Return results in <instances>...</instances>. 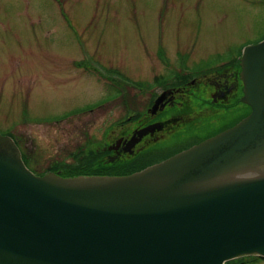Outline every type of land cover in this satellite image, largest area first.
<instances>
[{
  "label": "water",
  "instance_id": "water-1",
  "mask_svg": "<svg viewBox=\"0 0 264 264\" xmlns=\"http://www.w3.org/2000/svg\"><path fill=\"white\" fill-rule=\"evenodd\" d=\"M234 126L125 175H38L0 134V264L264 258V38L242 50Z\"/></svg>",
  "mask_w": 264,
  "mask_h": 264
},
{
  "label": "rangeland",
  "instance_id": "rangeland-1",
  "mask_svg": "<svg viewBox=\"0 0 264 264\" xmlns=\"http://www.w3.org/2000/svg\"><path fill=\"white\" fill-rule=\"evenodd\" d=\"M263 36L264 0H0V134L30 136L28 150L37 142L34 160L46 156L47 165L81 130L102 131L144 106L141 81L181 61L206 72ZM125 79L139 81L129 90L135 100L120 95ZM106 100L72 125L54 123ZM71 126L82 128L66 136ZM256 261L249 264H264Z\"/></svg>",
  "mask_w": 264,
  "mask_h": 264
},
{
  "label": "flooded vegetation",
  "instance_id": "flooded-vegetation-1",
  "mask_svg": "<svg viewBox=\"0 0 264 264\" xmlns=\"http://www.w3.org/2000/svg\"><path fill=\"white\" fill-rule=\"evenodd\" d=\"M22 1L26 4L32 2ZM29 12L22 11L24 14ZM241 56L242 50H239L225 63L206 72L197 71L187 61L177 62L180 64L177 68L171 64L173 67L169 70L172 73L156 74L150 83L141 81V92H138L148 95L144 106L139 108L132 105L122 119H110L104 123L102 131L101 127L96 133L81 130L80 140L77 138L70 147L66 146L69 143L64 144V156L49 159L47 165H44L46 156L41 157V163L34 160L33 149L37 142L32 151L28 150L30 136H24L20 132V135L12 137L21 150L25 164L38 175L56 172L62 176H71L79 171L115 175L117 170H142L234 126L251 112V107L243 101ZM74 65L84 67L85 60H76ZM130 86H125V92L119 89L125 101L135 100L138 96L134 92L131 97L129 90L134 89L132 84ZM110 101L72 109L54 123L72 125L74 121L71 118L95 114L102 110L96 109L97 107ZM80 124L89 127L88 123ZM81 128L66 127L65 135L73 136V132ZM70 139L69 137L68 140ZM242 257H246L249 262L264 261L259 256Z\"/></svg>",
  "mask_w": 264,
  "mask_h": 264
},
{
  "label": "trees",
  "instance_id": "trees-1",
  "mask_svg": "<svg viewBox=\"0 0 264 264\" xmlns=\"http://www.w3.org/2000/svg\"><path fill=\"white\" fill-rule=\"evenodd\" d=\"M264 37V36H263ZM241 50L242 49H240V52H241ZM121 80H123V79H121ZM123 83H125L122 87H124V89H125V86H126V84H128V85H130V84H134V85H137V83L138 82H132V81H128V80H124V82ZM138 85H140L141 86V83H138ZM8 135H10V134H8ZM12 136V135H11ZM110 173H113V172H110ZM130 173H133V172H124L123 170H117V171H115V175H125V174H130ZM78 175H99V174H93V173H91V172H81V171H79V172H77L76 174H74V175H71V176H78ZM100 175H102V174H100ZM255 258H257V256L256 255H253ZM250 262L246 259V257H241V258H237V259H233V260H230V261H228V262H226L225 264H249Z\"/></svg>",
  "mask_w": 264,
  "mask_h": 264
}]
</instances>
